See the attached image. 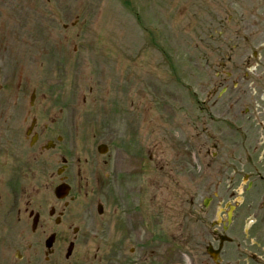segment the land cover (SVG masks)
I'll return each mask as SVG.
<instances>
[{"label":"flooded vegetation","instance_id":"af4514ba","mask_svg":"<svg viewBox=\"0 0 264 264\" xmlns=\"http://www.w3.org/2000/svg\"><path fill=\"white\" fill-rule=\"evenodd\" d=\"M222 17L203 108L181 128L191 162L164 155L145 118L140 154L135 132L123 145L101 126L106 153L86 147L73 165L69 141L54 143L71 96L7 83L0 65V264H59L71 243L72 264H105L104 233L128 217L131 245L112 241L111 264H264V0H224ZM61 184L73 196L59 201Z\"/></svg>","mask_w":264,"mask_h":264},{"label":"rangeland","instance_id":"374dc122","mask_svg":"<svg viewBox=\"0 0 264 264\" xmlns=\"http://www.w3.org/2000/svg\"><path fill=\"white\" fill-rule=\"evenodd\" d=\"M46 1L47 0H0V28H4V31H7L8 45L10 43L9 40L12 41V38L15 42L17 40H26L27 42L38 43L40 47L39 59L41 61H44L50 56L51 52L49 50L53 48L54 41L66 40L67 43H70V48L78 46L79 51L75 56H71V60L73 61L72 65L67 67L62 64L61 67L58 68L61 76L70 77L68 80L73 86L74 84L71 83L72 78L78 81L84 76L87 78L88 82L92 83L98 81L107 82L108 78L112 76H115L117 81L121 83L127 79L133 81L132 78H135V82L139 83V79H137L133 73L128 74L129 70L126 69V66L119 64L117 54L114 53L112 49H104L102 50V52L104 51L102 56H97L99 47L102 46L98 42L102 38L107 40L108 45L109 43H115L112 36L117 43H122L124 41L131 42L133 32L129 27L132 20H127L129 18L131 19L129 11H132L136 20H139L142 14H151V19L149 21L152 23L155 19L153 18L154 15L152 10L148 9V5L144 3V6L141 8L136 5L137 10H133L129 8V0H79L80 2H77L76 5L72 3L73 0H50L49 3ZM191 1L192 0H189L183 5L185 17L192 16L193 9ZM20 3H25V9H29L28 12L31 11V8H35L47 17L40 18L38 25L36 18L23 20H20L19 16L11 18L12 16L10 13L12 15H15V13H23L20 10L22 8ZM74 8L78 9L77 13H74ZM80 10H85V12L83 13ZM116 11H119L121 15ZM165 11H171V9L168 7ZM134 22L135 24L137 23V21ZM40 25L43 26L41 28L42 33L44 34L46 31V36L42 39V35L33 36L30 35L31 33L25 32L26 29L31 28L32 30L34 27H40ZM125 25L126 27H124ZM143 35L144 32H136V39L138 40L140 37L138 41L139 44H143L146 39ZM167 38L169 39V42L167 41L168 45H177L176 35H170ZM192 39L195 40L194 35L186 34V36H184L185 43H190ZM44 41L46 42L44 45L49 43L46 48L45 56L41 54V47H43ZM83 47L87 49V59L84 64H81L78 59L79 56L83 54L80 52ZM11 50H14L13 46ZM45 66L46 64L40 66L38 69L40 78L44 76ZM135 75L141 78L140 74ZM155 79L157 78H151V81L153 82ZM166 80L167 78L159 83H163V90L167 91V93L162 95L157 89L154 93H151V108L149 106V98L146 99L145 103H147L148 108H150L148 119L152 124L163 125L164 129L167 130V140L170 141L171 139H177V135H172L175 134L172 130V126L176 123L177 119L179 122V111L177 110L179 101H177L176 106L173 105L176 100L171 99V97H173L174 94L172 92H176V90H173L172 82ZM169 85L171 90H168ZM151 87L153 86L151 85ZM176 95H178V92H176ZM139 102H142V100H139ZM123 106L128 107V103L125 102ZM97 116L98 115L92 113V115L88 117L87 124L93 125L96 123L97 121H94V119ZM111 116L112 113L110 117ZM107 123L118 125L116 131L113 132L115 137H118L120 129L123 131V127L128 126V123L121 121L117 117L113 121Z\"/></svg>","mask_w":264,"mask_h":264}]
</instances>
